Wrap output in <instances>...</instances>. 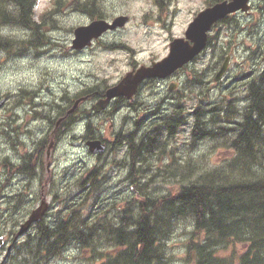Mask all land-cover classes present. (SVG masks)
Returning a JSON list of instances; mask_svg holds the SVG:
<instances>
[{
  "label": "rangeland",
  "instance_id": "374dc122",
  "mask_svg": "<svg viewBox=\"0 0 264 264\" xmlns=\"http://www.w3.org/2000/svg\"><path fill=\"white\" fill-rule=\"evenodd\" d=\"M65 1L66 4L57 14L58 25L61 28L48 27L43 35L39 36L40 41L47 39L46 44L29 46L25 51L24 48L18 47L20 53L15 49L0 50V91L9 97L8 104L0 110V122H8L7 126H0V233H3L7 239L6 244L0 249V262L8 254V245L12 241L7 233L11 228V221L14 219L16 221V218L27 214L29 209L39 202L42 168L38 166L37 172L29 176L23 172H9L3 166L5 159L13 163L26 162L27 160H23V155L32 152L34 141L42 137L44 132L46 133L47 121L35 114L34 109L38 107L35 105L49 104L55 100L61 102L60 95L75 91L79 88V84H101V88L105 84L111 85L126 71L131 70L134 63L136 66L148 64L151 59L157 60L166 56L170 40L184 35L194 14L203 9L207 2L206 0H161L159 4L155 0H102L100 9L106 12V18L112 19L120 14L129 16V21L123 28L105 34L103 39L116 43L124 42L132 50L114 48L111 49L112 51H107L95 45L84 53H76L69 47L72 39L71 28L89 22L90 17L85 12L75 10L71 1ZM52 2V0H38L36 17L46 8H50ZM88 4L91 5V2ZM252 4L254 9L251 13L234 14L228 22L220 24L211 31L213 39L211 46L175 75L173 81L178 82L175 91L167 90L168 82L145 83L139 89L136 102L132 106L134 110L138 105V111L120 113L116 120L117 125L111 126L110 121L105 123L101 121V117L91 116L93 126L103 133V136L121 132V128L126 131L133 126L132 122L135 120L140 122L142 120L137 128L145 124L149 125V130H156L155 133L160 132L161 135L165 131L167 135L164 128L160 131V127L155 126H160L158 116L171 112L174 103L180 98L185 122L180 123L176 134L169 139L165 147V150H172L173 155H169L166 151V154H161V159L158 161L160 147L146 153V155L152 153L150 155L152 165L142 173L141 177L136 167L147 168L148 163L136 161V166L132 165L135 171L129 176L131 158L122 162L127 149L116 143L111 145V150L107 154L98 158L89 154L85 147L76 148L68 140L63 141L52 152L50 157L53 158V163H50L48 169L47 158L45 154L43 155V167L47 171L44 172L43 179L48 180L44 191L47 193L46 200L53 210L48 219H54L56 212L64 213V206L70 203V200L76 202L87 197L88 189L81 191L79 185L81 181H84L89 188L93 186L99 190L94 192L97 198H91L87 202L85 214L91 212L93 216L101 213L111 215L116 214L122 207L114 203L122 198L131 201L133 198L140 199L143 194L151 197L164 195L169 190L175 191L181 176L197 177L201 172H205L204 167L206 169L225 167L231 161L234 153L223 145L222 133L193 143L190 131L196 119L200 120L206 131L218 132L220 126L230 128L233 126L230 120L236 121L241 118V110L246 103L244 98L246 83L264 66V10H260L264 3L262 0H253ZM52 7H56L55 3ZM13 33L17 38L39 41L35 35H28L21 28H14ZM222 46L226 48L230 46L232 49L230 64L224 78L214 82L211 69L216 60L213 57L219 55ZM256 68L258 71H255ZM204 69L206 75L202 84L192 83V91L183 89V82L193 71ZM44 78L47 80L44 81ZM45 85H49L48 91L45 90ZM21 88L39 90V93L31 100L22 99L17 102L16 94ZM200 88H203L202 93H198ZM229 103L232 107H229ZM199 104L202 111H199V116L196 117L194 112ZM216 104L221 110L214 115L210 110ZM81 106L83 110L87 104ZM48 108L45 106L46 111ZM80 115L76 123L88 120L83 116L84 113ZM125 116L130 118L129 121ZM76 123L71 129H76ZM14 128L18 130L15 131ZM4 130L10 134V137L4 133ZM143 152L144 150L142 151L144 155ZM50 157L49 159L52 160ZM197 164L200 171L193 169ZM93 166L97 171L93 175L94 179L87 174ZM255 168L260 169V174L264 173V168L258 166ZM154 173L159 175L155 176ZM138 175L137 182L140 185H147L144 192H138L130 182ZM60 200L66 202L62 204ZM135 209L136 206L132 205L130 212ZM180 225L182 223L173 228L171 237L167 240L166 254L169 259L166 264H185V240L192 227L184 228ZM23 239L17 238L19 241ZM79 242H71L62 247L61 255L50 259L46 264H89L87 258L90 251L80 247Z\"/></svg>",
  "mask_w": 264,
  "mask_h": 264
},
{
  "label": "trees",
  "instance_id": "16d2710c",
  "mask_svg": "<svg viewBox=\"0 0 264 264\" xmlns=\"http://www.w3.org/2000/svg\"><path fill=\"white\" fill-rule=\"evenodd\" d=\"M37 1L0 0V49L39 45L51 11L41 12L36 20ZM79 1L81 9L87 11L95 9L97 3L75 0V4ZM99 14L96 9L92 18ZM14 28L35 35L39 41L15 37ZM247 99L241 119L230 120L233 126L229 129H219L235 153L225 167L210 171L204 167L205 172L197 177L181 176L178 188L165 196L143 194L134 216L129 209L117 224L107 223L102 234L98 233L102 227L98 216L91 221L82 217L81 208H72L75 211L69 218L60 220L53 230L41 226L36 241H26L25 252L17 249L4 264H46L61 255L62 247L75 241L89 249V264H165L169 259L167 240L180 223L184 228L193 225L185 241L186 264H264V173L255 168H264V70L248 84ZM168 118L164 123L167 140L174 137L183 121L178 113ZM191 135L195 141L216 133L206 131L196 120ZM149 139L151 143L153 138ZM147 143L141 144L142 151ZM168 153L171 155L172 150ZM134 155L142 154L140 151ZM193 169L200 171L195 166Z\"/></svg>",
  "mask_w": 264,
  "mask_h": 264
},
{
  "label": "water",
  "instance_id": "95a60500",
  "mask_svg": "<svg viewBox=\"0 0 264 264\" xmlns=\"http://www.w3.org/2000/svg\"><path fill=\"white\" fill-rule=\"evenodd\" d=\"M249 8L248 0H224L209 6L200 11L196 17L189 23L185 31V37L175 38L170 42L169 54L159 62L153 63L150 67L142 66L135 73H128L118 85L107 90V98L109 99L118 94H126L128 97L134 92L137 83L143 78L150 76L164 77L176 68L191 60L198 52H200L207 42V32L211 25L218 19H221L239 9L247 11ZM128 20V16H117L112 22L102 19L91 21L89 24L80 25L74 31L73 47L81 49L85 45L90 44L93 37H98L103 31L108 28L114 29L123 26ZM228 58L225 60L220 70L216 75L219 79L227 67ZM5 99L0 100V106ZM107 100L97 105V110H100ZM90 149L93 152H102L105 147L99 141L89 143ZM45 203V202H44ZM46 204V203H45ZM45 204L33 210L25 225H29L32 221H38L44 212ZM44 206V207H43ZM23 228L20 230V232ZM2 238H0V245Z\"/></svg>",
  "mask_w": 264,
  "mask_h": 264
},
{
  "label": "flooded vegetation",
  "instance_id": "af4514ba",
  "mask_svg": "<svg viewBox=\"0 0 264 264\" xmlns=\"http://www.w3.org/2000/svg\"><path fill=\"white\" fill-rule=\"evenodd\" d=\"M206 1H211V0H206ZM262 1L264 3V0H262ZM251 6H252V8L246 14L251 13V11L254 9L253 4ZM260 10L261 11L264 10V4L260 7ZM237 13H242V12H237ZM218 26L219 25H215L213 30L215 28H218ZM107 33H109V32H107ZM103 37L98 39L97 41H95L94 44L92 43L93 45L91 44L90 46L83 48L82 51L81 50L80 51L74 50V49H72V50L76 53H81V52L84 53L89 48L95 47V45L98 46V48L102 47V48L106 49L107 51H112L111 49H114V48H116V49L117 48H127L129 50H132L124 42L116 43V42L106 41L103 39ZM70 49H71V47H70ZM133 67H134V64L132 65V68ZM173 76H170V79H172ZM46 80H47V78H44V81H46ZM157 81L158 80H153L152 82H157ZM46 87H47V85H45V88ZM105 89L103 90V93H101L100 88L98 86H93L91 88H87L86 84L83 83V84H79V88L76 89L75 91L64 92L62 95H60L61 96V102L57 100V102H58L57 104L51 105V112L57 111L59 114H62V115H59L62 117L58 118L54 124L52 123V121H50V125L52 127L49 128V132L53 136L52 141H54L55 137L57 138L58 142H60L62 140V138L70 139V137L73 136L72 140L70 141L71 143L75 144L76 142H83V144L81 146H84V142H86V140H88V138L91 139L92 137H94L95 134H97L101 137V140H103V142L106 143V145H113L115 142V139L122 138L121 142L124 144H126V143L128 144V153H127L128 158L133 157L134 160L136 159L135 161L139 160L140 162H146L149 159L146 155V153H148V149H149V152H151V150H154V148L158 147V145H160V140H158V138L163 137V136L161 135L160 132L155 133L156 130L155 131L149 130V125L143 124L142 127L137 128L139 123L141 125L142 120H141V122H140V120L133 121L132 122L133 126L130 129H128V132L126 133V135L124 134V128H122L121 132H117L112 139L108 135L103 136V133H100L98 131H96V133H94L91 130L90 126H86L84 131L80 130L78 132H71L67 129L68 127H71L72 121H74L78 117H81L80 114L84 113L83 116H85L87 110H88L90 115H93L95 113L94 112L95 111L94 103L98 98L105 96ZM78 91L80 92L78 97L87 96V98L81 102V104H87V107L86 108L83 107L84 109L82 110V108H81L82 106H80V108L77 111L73 112L74 114L71 113V114H73V116L70 117L69 116L70 113H68V111L71 108L72 104L71 105L67 104L68 103V96H69V93L74 94ZM38 93H39V90H33V96H37ZM138 94H139V92H137L136 95H134V97L132 99L126 98L124 96H118V97L112 99L110 101L109 105L106 108L102 109L100 113H96V115L101 117V121H105V123H106V118H110L109 121L111 123V126L117 125L116 120H117V117L120 113L127 112V111H129V112L138 111V105H137V107L134 108V110L132 109V106L136 102L135 98L137 97ZM94 95H96V96H94ZM92 98H94V99H92ZM73 101H74V98H73ZM123 110H126V111H123ZM160 113H161V111H160ZM161 117H162V115L160 114L158 116V118L160 119ZM64 118L66 119L65 121L63 120ZM125 118L127 119V121H129V119H130L128 116H125ZM159 125L160 126H158V125H155V126L160 127L159 129L161 131L163 129L162 127L164 125L163 118H161ZM133 127H134V129L132 130ZM57 128H59V129L62 128V129L57 131ZM149 133H154V134H153V136H151ZM60 135H62V138H59ZM95 137H97V136L95 135ZM149 138H153L151 143H149L150 142ZM142 141H145V142L148 141V143L145 145V148H144V152H143L144 155L142 154V150H141L142 155L135 157L133 148L136 145V143L139 145ZM52 144H54V143H52ZM41 150H42V147L38 148L36 146L34 148V153H38V154L36 156H34L32 154L33 155L32 159H35V161H37V163L35 165L39 164L40 167L43 166V161L41 159L42 154H41V152H39ZM133 159H131V160L134 161ZM50 163H51V160H48L47 161V169H48V166L50 165ZM19 169H20V171H22V167H20ZM24 233L27 236H29V235L31 236L33 234H38V224H31L30 227Z\"/></svg>",
  "mask_w": 264,
  "mask_h": 264
},
{
  "label": "bare ground",
  "instance_id": "6f19581e",
  "mask_svg": "<svg viewBox=\"0 0 264 264\" xmlns=\"http://www.w3.org/2000/svg\"><path fill=\"white\" fill-rule=\"evenodd\" d=\"M134 129V127L132 128V130ZM199 133V132H198ZM201 133V132H200ZM216 133V132H215ZM200 135H203V134H200ZM200 135L198 136V137H200ZM206 135V134H205ZM204 135V136H205ZM126 137V136H125ZM208 137V136H207ZM201 138V137H200ZM212 138V137H211ZM146 141V140H145ZM145 141H142L139 145L136 143V145L134 146V148H133V150H134V153H139L140 151H141V144L143 143V142H145ZM133 153V152H132ZM141 156V155H140ZM131 159H133V157H131ZM134 160V159H133ZM129 162V161H128ZM141 165V164H140ZM135 166H136V164H135ZM138 166V165H137ZM140 167V166H139ZM143 167V166H142ZM137 168V167H136ZM162 168V167H161ZM23 170V169H22ZM26 170H28V169H25V173H28ZM129 170V169H128ZM161 170V169H160ZM148 172H150V171H148ZM162 172V171H161ZM29 174V173H28ZM27 174V175H28ZM139 174V173H138ZM152 174H153V172H152ZM151 174V175H152ZM155 174V173H154ZM140 175V174H139ZM145 175V174H144ZM156 175H159V174H157L156 173ZM155 175V176H156ZM150 176V175H149ZM153 176V175H152ZM25 177V176H24ZM151 177V176H150ZM44 225H46V226H49V224L48 223H46V224H44Z\"/></svg>",
  "mask_w": 264,
  "mask_h": 264
}]
</instances>
